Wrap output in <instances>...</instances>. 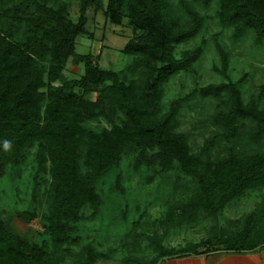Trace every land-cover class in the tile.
<instances>
[{
	"label": "trees",
	"instance_id": "obj_1",
	"mask_svg": "<svg viewBox=\"0 0 264 264\" xmlns=\"http://www.w3.org/2000/svg\"><path fill=\"white\" fill-rule=\"evenodd\" d=\"M9 1L15 0H3L0 10V178L8 166L23 164L29 149L36 146L38 168L52 176L53 210L47 221L53 244L78 242L73 232L83 209L100 202L90 178L105 173L127 148L137 149L139 163L163 168L176 163L184 175L198 179L199 201L184 204L176 215L188 209L215 213L247 190L264 187V152L205 162L176 129L182 99L163 110L165 84L192 68L206 44L203 39L177 50L203 26V17L187 1L192 19L184 24L173 15L172 0H107L105 8L103 0H81L77 20L69 16L65 4L18 0L14 8ZM202 1L210 5L214 0ZM219 4L218 19L231 25L236 36L253 30L257 39H264V0H219ZM90 6L105 10L112 23L122 24L126 18L133 29L134 36L123 49L132 56L125 69L103 68L94 57L77 53V39L87 32ZM5 21L15 30L22 26L25 35L18 39L16 31H6ZM74 56L77 62L85 60L83 76L53 83L61 79L60 71ZM92 92L97 93L95 100L87 97ZM197 92L205 98L226 96L228 109L220 111L216 122L230 138L238 137L245 127L241 121L264 125V110L246 102L232 79L206 84ZM102 116L110 127L96 130L84 124ZM214 142L206 141L204 153L209 154ZM82 160L93 174L82 173ZM251 220L238 233L225 237L222 249L244 251L264 245L250 240ZM189 251V247H162L160 256L192 254ZM53 254L43 243L10 230L0 216V264H59ZM95 258L96 253L88 250L85 264H93Z\"/></svg>",
	"mask_w": 264,
	"mask_h": 264
},
{
	"label": "rangeland",
	"instance_id": "obj_2",
	"mask_svg": "<svg viewBox=\"0 0 264 264\" xmlns=\"http://www.w3.org/2000/svg\"><path fill=\"white\" fill-rule=\"evenodd\" d=\"M49 1L56 6L65 4L69 16L78 19L81 0ZM186 1L204 21L198 35L178 45L177 50L190 48L203 39L206 44L201 58L192 68L176 74L165 84L163 110L166 111L175 99H182L176 129L188 137L192 152L205 162L231 154L263 153L264 125L259 126L252 120L241 121L245 127L238 137L230 138L216 122L220 111L228 109L224 102L226 96L205 98L197 90L212 82L232 79L240 85L246 102H255L264 110V39H257L253 30L236 36L231 25L218 19L219 0L210 5L202 0H172V13L180 24L192 19ZM9 2L16 8L14 3L19 1ZM1 3L3 0H0V10ZM103 5L105 8L107 0H103ZM87 15V32L77 39V53L94 57L103 68L125 69L132 56L125 54L123 49L134 36L127 19L124 18L122 24L112 23L105 10H95L93 6L88 8ZM4 23L6 31H16L18 39L25 35L22 26L15 30L11 24ZM85 69V60L77 62L75 56L71 57L60 71L61 79L53 83L79 80ZM75 89L79 90L78 86ZM87 97L95 100L97 93L92 92ZM115 119L120 122L118 114ZM84 124L96 130L111 126L103 116ZM208 140H215V144L206 154L203 147ZM138 153L136 148H127L121 159L110 165L105 173L90 178L100 202L96 207L83 209L73 232L78 237L74 245L52 242L47 221L53 210L52 176L49 171L38 168L36 146L29 149L23 164L8 166L0 178V216L10 230L31 242L43 243L53 251L59 264H85L88 250L96 253L93 264H159L176 256L162 258V247L168 250L189 247L188 253L222 249L223 239L244 229L251 218L250 240L264 242V187L247 190L215 213L188 209L176 215L184 204L199 201L198 179L184 175L176 163L170 168L139 163ZM82 173L93 174L84 160Z\"/></svg>",
	"mask_w": 264,
	"mask_h": 264
},
{
	"label": "crops",
	"instance_id": "obj_3",
	"mask_svg": "<svg viewBox=\"0 0 264 264\" xmlns=\"http://www.w3.org/2000/svg\"><path fill=\"white\" fill-rule=\"evenodd\" d=\"M159 264H264V245L244 251L218 249L175 256Z\"/></svg>",
	"mask_w": 264,
	"mask_h": 264
},
{
	"label": "clouds",
	"instance_id": "obj_4",
	"mask_svg": "<svg viewBox=\"0 0 264 264\" xmlns=\"http://www.w3.org/2000/svg\"><path fill=\"white\" fill-rule=\"evenodd\" d=\"M5 147H7V144H5Z\"/></svg>",
	"mask_w": 264,
	"mask_h": 264
}]
</instances>
